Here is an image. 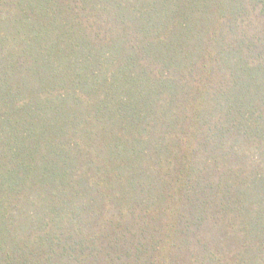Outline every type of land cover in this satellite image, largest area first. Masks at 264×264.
<instances>
[{"label":"trees","instance_id":"trees-1","mask_svg":"<svg viewBox=\"0 0 264 264\" xmlns=\"http://www.w3.org/2000/svg\"><path fill=\"white\" fill-rule=\"evenodd\" d=\"M0 264H264V0H0Z\"/></svg>","mask_w":264,"mask_h":264}]
</instances>
